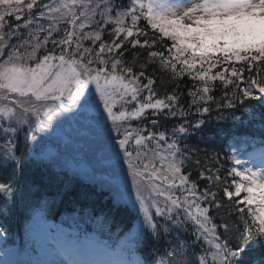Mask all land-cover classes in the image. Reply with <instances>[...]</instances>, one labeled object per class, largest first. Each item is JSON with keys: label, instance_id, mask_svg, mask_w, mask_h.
I'll use <instances>...</instances> for the list:
<instances>
[{"label": "snow or ice", "instance_id": "snow-or-ice-1", "mask_svg": "<svg viewBox=\"0 0 264 264\" xmlns=\"http://www.w3.org/2000/svg\"><path fill=\"white\" fill-rule=\"evenodd\" d=\"M213 105L264 123V0H0V220L36 198L30 233L57 202L108 233L0 264H264V151L253 167L234 150L222 176L186 142Z\"/></svg>", "mask_w": 264, "mask_h": 264}, {"label": "trees", "instance_id": "trees-1", "mask_svg": "<svg viewBox=\"0 0 264 264\" xmlns=\"http://www.w3.org/2000/svg\"><path fill=\"white\" fill-rule=\"evenodd\" d=\"M149 73L152 72V69L149 68ZM163 81V83H161ZM219 85V82H217ZM173 87H175V82L169 80L167 75H158L157 76V91L161 95H163L166 91H170ZM186 87H191V82L185 78L180 83V90L185 91ZM221 91L217 90L215 95L219 97L221 95ZM247 103V102H246ZM253 104H257V102H251ZM236 111L234 109L221 108L216 109L213 105V111L208 114L205 119L207 121L205 125V130L203 133H196L194 136H191L187 139V143L190 148L199 149L198 153H195L194 158L198 156L202 163L204 162L205 153L209 156L218 154V164L217 167L221 168V175H225V169L231 167V153L235 150L234 147H229V144H233L232 136H235V142L237 141L240 144H249L250 147H254L260 141L264 139V123H262L259 119L254 122L249 123L245 118L241 117L239 121H233L231 119V113ZM225 117V119H220V116ZM239 116L240 113L237 112ZM151 119V117H150ZM189 119H192L190 116ZM162 126L171 127L172 124L176 123L175 120L165 121L161 118L160 121ZM219 127H223L225 129V133H222L219 137L216 136V131ZM86 157V156H84ZM241 158V157H240ZM81 166H88L89 160L86 157L84 161H76ZM193 171V179L196 178L197 169L196 166L190 165ZM6 178V174L0 172V179ZM28 177L26 175L17 174L16 180L20 183L21 187L25 185V181ZM203 183V182H202ZM49 196L55 195L54 190L50 189L47 193ZM107 203V201L102 198L96 201L95 206L99 207L102 204ZM17 210L16 212L8 216L6 219L0 220L1 224H4V228L7 229L5 232L8 236V240L12 241L13 238L20 232L22 217L25 213L24 210L20 208V204L18 202L17 197ZM76 210H79V207L76 206ZM59 214V212H68L73 211V206L71 204H61L57 202L56 206L52 209ZM215 215V210L213 212ZM220 214L224 215L225 210L221 209ZM117 221L120 223V227H126L131 221L129 216L120 215L117 217ZM20 235V234H19ZM254 256H259V250L257 249L254 253Z\"/></svg>", "mask_w": 264, "mask_h": 264}, {"label": "rangeland", "instance_id": "rangeland-1", "mask_svg": "<svg viewBox=\"0 0 264 264\" xmlns=\"http://www.w3.org/2000/svg\"><path fill=\"white\" fill-rule=\"evenodd\" d=\"M259 161L260 160L258 158H255L253 160V167L254 166L259 167L260 166L259 165ZM33 216H34V214H32L31 218L27 222V229H28V231H29L28 225L32 221ZM50 227L52 228V226H50ZM75 228L78 230L77 227H75ZM48 229L49 228L48 227L46 228L45 225L44 226H40V227H37V228L33 229L31 231V233L29 231V234H32L35 237H39L38 241L39 242H42V244L44 246H47L46 245V242H45V234L47 233ZM72 233H75V232H72L70 230H65V231L62 230V234H72ZM73 241H76V240H73ZM45 249H46L45 256H47V248L45 247ZM6 252H7V255L5 254ZM0 259H8V260H13V261H21L17 249L4 248L3 247V241H0Z\"/></svg>", "mask_w": 264, "mask_h": 264}]
</instances>
